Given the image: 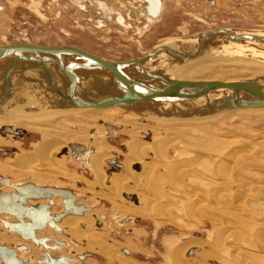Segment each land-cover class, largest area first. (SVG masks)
I'll return each instance as SVG.
<instances>
[{
    "label": "rangeland",
    "instance_id": "1",
    "mask_svg": "<svg viewBox=\"0 0 264 264\" xmlns=\"http://www.w3.org/2000/svg\"><path fill=\"white\" fill-rule=\"evenodd\" d=\"M213 1L214 4H209L205 0H164V10L145 30L119 26H110L111 29L95 27L93 22L89 24L84 19L89 15L80 11L74 14L70 13L72 11H67L57 16L54 9L48 11L50 16L47 23L40 25L37 18L23 10L19 0H9L7 13L13 11L14 14L11 16L9 13L0 14V23L4 25L0 26V44L14 42L44 46L70 44L103 58L126 60L143 54L154 45L160 44L162 40V43H172L174 37L215 27L235 26L264 31V0ZM68 3L62 0L60 8L66 9ZM13 4L16 10L12 9ZM78 26L84 28L87 34L79 33L78 36V33H75L80 31ZM59 27L72 36H67ZM88 32L93 36L92 41L85 43L84 39L89 37ZM48 34H60L61 38L45 40ZM263 73L264 63L257 61L201 58L179 68L176 77L182 80L227 82L244 77L249 79ZM19 75L21 74L14 77V82L20 81ZM13 94L16 96L15 93ZM22 98H24L23 94L17 95V101ZM16 104L14 100H10L4 110L23 108V103ZM100 116L112 122L118 119L117 124L122 122L129 124L125 125V128L136 126L132 128L135 133L132 131L125 134L122 126L121 131L110 138L103 135L106 137V142L119 153L125 152L119 147V142L127 139L130 147H133L135 145L131 142L142 143V140L137 139L139 136L137 131L142 132L145 128L151 131L150 140L143 142L149 144V148L140 152L143 158L141 167L131 166L139 162L134 160L136 154L130 153L128 147V155L123 156L124 159L126 158L124 167L127 171H120L125 174L123 176L111 178L109 191L105 189L107 183L102 184L103 158L108 155L102 154L107 151L104 142L95 139L94 146L98 151L102 150V153L97 155V152V156L89 161L97 182L102 184H94L93 191L90 186L86 190V185L85 187L81 185V183L86 184L87 181L84 179H91V175L86 174L75 160L65 157L62 152L69 143L80 144L88 141L86 130L93 124L87 122L95 123ZM68 122L77 125L71 126ZM2 124L12 125L14 129H24L25 133L19 137L0 133V150L8 149L10 153L17 149L7 158L6 155H0V176L11 178L12 184L32 181L40 185L58 184L71 188L83 197L81 201L85 200L83 202L93 208L90 210L91 213L100 216L103 220L104 224L101 227L93 225L99 238L106 244H114V246L123 243L127 247L133 246L134 249L129 247L133 261L141 264H264V109L230 111L209 119L159 122L116 108H84L42 115H0V125ZM56 132L59 137L55 139L58 146L64 144L63 147L59 146L52 152L49 168L32 166L30 164L32 160L25 153H30L34 144L43 136ZM157 139L165 140L166 145L171 144L165 150L164 158L168 162L171 160L172 163H176L169 185L164 183L165 185L159 190L161 186L158 181L165 176L164 166L162 168L161 160L150 148V143H154ZM239 139L247 140L251 145H239ZM240 148L243 149L242 152L239 151ZM12 156H23L20 163L13 164L18 168L5 163ZM150 163L156 164L153 171L147 170V165ZM68 169L71 174L76 173L82 177L72 175V178L81 182L80 186L79 181L66 179L65 171ZM154 179L157 183L153 190L152 185L149 187L148 184ZM146 180L145 190L140 185ZM176 185L185 187V192L178 193L175 190ZM93 192L102 193L103 196L94 195ZM125 192L134 194L142 200V203L139 200L135 203L124 198L122 194ZM112 199H114L113 203H119L123 209L129 207L133 211L132 206H138L139 209L125 213L124 216L116 212L118 218L137 217L138 222L130 221L128 224L120 225L115 217L116 213H113L114 208L110 203ZM127 203H130L132 208ZM157 207L158 210L155 209ZM57 210H59L58 205L54 211ZM157 211L162 212L163 219L156 214ZM86 214L91 216L89 213ZM74 217H76L74 220L66 217L62 220V224L67 220V222L73 220L75 226L83 228L78 226L81 217ZM62 224L60 223L59 227L66 233L62 236L47 230L65 240L69 246L72 245V236L84 239L85 231L79 230L83 234V237H79L77 231ZM125 228L132 229V232L126 233ZM110 231L119 235L117 240H106L110 238ZM4 236L0 233L1 238H5ZM183 239L187 241H182ZM172 241H177L176 246L194 241L201 245L197 243V249L195 248L192 255L186 256V251L179 258L177 251L172 256L169 253L166 242ZM93 244L96 242H92ZM83 246L84 244L72 245V248L84 250ZM104 248L109 255L117 253L110 251V247L104 246ZM135 251H138V254L134 253ZM65 252H67L66 248L63 253ZM96 254V259L103 258L102 254ZM32 255L38 256L36 252ZM129 259L132 258L129 256Z\"/></svg>",
    "mask_w": 264,
    "mask_h": 264
},
{
    "label": "water",
    "instance_id": "2",
    "mask_svg": "<svg viewBox=\"0 0 264 264\" xmlns=\"http://www.w3.org/2000/svg\"><path fill=\"white\" fill-rule=\"evenodd\" d=\"M150 8L149 14L154 17L158 0ZM256 31L263 32L235 26L201 30L174 37L178 48L160 43L126 60H110L70 44H0V103L8 100L13 93L15 75L27 72L29 78L37 77L35 74L38 73V81L45 80L46 83L54 84L49 89L57 95V100L51 108L112 106L130 108L140 115L201 117L225 109L263 106L264 73L249 79L227 82L182 80L167 73L172 65L205 53H233V47L220 49L222 43H264V32L256 34ZM246 56L264 62L263 51L258 54L247 53ZM160 64L163 66L158 67ZM54 73L57 79H53ZM210 94H214L215 98H209ZM83 148L80 144L69 143V156L83 163L77 155ZM91 152L92 149L87 148L82 158L86 160ZM0 182L10 188L8 191L0 190V215L5 217H0L1 227L20 241L43 248L39 259L34 260L35 264H68L71 261L69 257L50 256L48 253L66 244L64 240L52 236H36L35 232L47 227L58 234H64L57 222L68 214L81 216L90 208L76 202L79 196L66 187L40 185L32 181L9 184L7 177H0ZM54 199H58L59 210L50 212ZM47 242L53 244L48 245ZM26 248L24 243L8 245L0 242V264H29L30 259L17 257V252H24ZM190 254L191 249L187 250L186 255Z\"/></svg>",
    "mask_w": 264,
    "mask_h": 264
},
{
    "label": "flooded vegetation",
    "instance_id": "3",
    "mask_svg": "<svg viewBox=\"0 0 264 264\" xmlns=\"http://www.w3.org/2000/svg\"><path fill=\"white\" fill-rule=\"evenodd\" d=\"M61 1L62 0H49V1H47V0H19V3L20 2L22 3L20 6L23 8V10H25L29 15L38 19V22L40 25H43V23H47V21L49 20V16H50V13L48 11L50 9H54V12H56L57 16L61 15L63 12H67V11H72V12H70L71 14H74L75 12L80 11L81 13H83L85 15H89V16L84 17V19L89 24L91 22H93L92 24L95 27L96 26H98V27L102 26V28L105 27L108 29L110 28V26H115V27L119 26V27H124L126 29L131 28V27H135L134 29H145V30H147L149 23L155 21V19H157L158 16L160 15V13L164 10V0H158V9H157L156 15L154 17H151L149 12H151L150 5L151 4L153 5L155 0H151L150 2H147V0H65L67 3L70 2V3H68V7H66V9L60 8ZM205 1L208 2L209 4H214L213 0H205ZM8 7H9V0H0V14L7 13ZM12 9L16 10L17 8L14 5V7H12ZM8 13L10 16L12 14H14L13 11H11V13L9 11ZM0 26H4V25L2 23H0ZM78 28L80 31L79 32L75 31L76 34L78 33V36H80L79 33H81V35L87 34L84 31V28H82L81 26H78ZM59 29H62V28L59 27ZM62 30L67 34V36H70V37L72 36V34L68 33V31H66L65 29H62ZM89 34H88V36L90 38L88 37V39H84L85 43L88 41L89 42L92 41L93 36L91 35V33H89ZM59 38H61L60 34H55V35H52V34L49 35L48 34V35H46L45 40H49V39H57L58 40ZM170 38H173V37H170ZM61 40H63V38ZM156 45H154V46H156ZM104 116H100V118H98L95 123L87 122V123L93 124V125H90L91 127H88V129L86 130V134H87L86 140H88V141H86L84 143H80V145L85 146V147L77 155L84 162V159L82 158L83 152L87 148H90L93 150V153H92L91 157L89 158V160L86 161L85 165H84L79 160L72 158L81 166V168L84 170V172L86 174L91 175V179H87L84 177L85 179L84 178L83 179L85 181H87V183L86 184L81 183L79 180H77V179L75 180L74 178H72V175H75L76 177L82 178L81 176L77 175L76 173L71 174V172H69L70 169L65 171V176H66V179L68 181H71V180L79 181V183H78L79 186H80V183L83 187H85V185H86V187H85L86 190L88 189L87 187L90 186L91 190L93 191V185L94 184L102 185L103 183L105 184V182H106L107 185L105 186V189H106V191H109L111 178H113L115 176H123L125 174L121 173L120 171H124V170L127 171L124 167V160H126V158L124 159L123 156L128 155L129 151L127 148V144L129 141L127 142V139H126L124 142H119V147L122 150H125L124 153H119V151H116L115 148H113L112 146H110L106 142L105 138L106 137L107 138L112 137L113 134H116V132L121 131L122 126L124 127L125 125H129V124H126L125 122L117 124L118 119H115L116 121L112 122V121H109L110 119L104 118ZM143 121H145V120H143ZM68 124L71 126H75V127L77 125V124L71 123V122H68ZM114 124H116V126ZM2 127H5V129H3ZM129 127L130 128L124 127V129H125L124 133L125 134L128 132L131 133L133 131L132 130L133 127L132 126H129ZM135 127L136 126H134V128ZM0 130H3L2 134H6L8 132H9L8 134L12 133L10 135H13V137H19L25 133L24 129H18V128L14 129V127H12V125L10 126L7 124L0 125ZM15 131L16 132L19 131V133H16ZM149 132H151V131L149 129H146V128L142 132L137 131L136 133H138V135H139L137 137V139L142 140V142H148L150 140V135H151ZM132 133H135V132L133 131ZM104 134L106 135V137H103ZM96 138H98L99 141L104 142L103 145L107 148V151L105 153H102V150L98 151L97 148L94 146ZM151 138H152V136H151ZM78 143L79 142H76V144H78ZM90 146H92V147H90ZM13 149H11V150H13ZM8 151H10V150H8V149L0 150V155H4V156L6 155L5 158H7V157H9V155H11L15 151H17V149L15 151L10 152V153ZM62 152H63L65 157H70L69 156V153H70L69 145L64 147L62 149ZM96 153H97V155H99L101 153L102 154H108L107 157H105V159L103 158V166L104 167L102 170L104 173V179L102 180V184H99L97 182V178L95 177V174H93L92 169L89 166L90 159L92 158V156L96 157L97 156ZM144 163L147 164L148 162H144ZM138 165L140 166V164H133L131 166L132 167L135 166V168H136ZM48 177H51V176L48 175ZM11 183H12V181H11ZM64 184L70 185L69 183H64ZM53 185H58V184H53ZM58 186H62V185H58ZM127 186H129V182H127ZM62 187H66V186H62ZM66 188H69V187H66ZM2 189H4V188H2ZM69 189H71V188H69ZM74 193L77 196H79V198L76 200V202L83 203L85 206L90 208L88 211L83 213L85 215L83 217H81V219H79L81 222L78 223V226L83 227V228L78 227V229L80 231H83V232L85 231L84 232V234H85L84 239H79L77 237L72 236V241H71L73 246H78L79 244H84V246H83L84 250H75L74 248H72V245L67 246V245L61 244L58 249L49 250L48 253L52 252L49 255L50 256H56V255L67 256L71 259V261L68 264H122V263H124L123 261H125V260L126 261L124 264H138L139 262L133 261L134 258L132 257V252L130 249V248H133V246L128 245L130 247L129 248L126 245H124V243L122 245L114 246V244H106L105 242H103L101 240V238H99V235H98V233H96L97 231L94 230L93 225L96 227H101L104 224L103 220L100 218V216H96L93 212L91 213L90 210H93V208L91 206H88L86 203H84L85 200H82V201L80 200L83 197H80V195L78 193H76L75 191H74ZM93 193H94V195H102L103 196V194L99 193V192H93ZM122 196L124 198L126 197V198L134 201L135 203H138V200L142 203V200L138 199L134 194H129L128 192H125L122 194ZM113 202H114V199H112V201L110 202L114 208L113 213L114 214L116 212L120 213L119 215H121V216H124L125 213L133 212L135 209H139V207L135 206V205H133V206L131 205L132 207H134L133 211L129 207H125V209H123V207H121V205L119 203H113ZM56 203H57V201H56ZM127 205L130 206V203H127ZM55 208H56V206L52 208L53 212H54ZM120 209L124 210V211H121ZM86 213H89L91 216H88ZM117 213L115 214V217L118 216ZM138 220L139 219L137 217H133V218H131L129 216L128 217L127 216L121 217V218L117 217V221L120 225L128 224V223H130V221L138 222ZM126 227L128 228L129 226L127 225ZM46 228L47 227H45L44 229H46ZM127 228H125V229L127 230ZM48 229H50V228H48ZM109 229H110V227H109ZM130 232H132V229L129 228L126 231V233H130ZM56 234H58V233H56ZM39 235L52 236V237L56 238L57 240L63 241V239H61L58 236H55L54 233H52L49 230H47L44 233L41 232V233H39ZM58 235H60V234H58ZM109 237L110 238L106 239V240H108V241H111L114 239L117 240L119 235L114 233L113 231H110ZM10 242L17 243V242H19V240L17 238H13V239H10ZM92 242H96V244L92 245ZM47 244L52 245L53 243L47 242ZM27 246L31 249V251L27 256H25V258L27 259L30 256H33L32 252H36V254H38V256L36 257V255H34L33 257H35L36 259L37 258L39 259L40 252L43 250V248L38 247L39 251L36 249L34 251V250H32L33 247L31 245L27 244ZM104 246L110 247L109 248L110 251H112V252L117 251V253H115V255H109L107 253L106 249L104 248ZM65 248H66L67 252L63 253ZM85 248H87V249H85ZM60 249L62 250V252ZM95 252L102 254L103 258L99 257L96 259L97 254ZM134 253L138 254V251H135ZM122 255L125 256L126 258H124ZM104 256L107 258V260ZM129 256L132 259H129ZM130 260H132L133 262ZM139 264H141V263H139Z\"/></svg>",
    "mask_w": 264,
    "mask_h": 264
},
{
    "label": "bare ground",
    "instance_id": "4",
    "mask_svg": "<svg viewBox=\"0 0 264 264\" xmlns=\"http://www.w3.org/2000/svg\"><path fill=\"white\" fill-rule=\"evenodd\" d=\"M263 32L256 31L255 33L256 34H262ZM162 44H168V45H170V46H172L174 48H178L177 44L174 41L172 43L166 42V43H162ZM221 46H220V49L227 48V47L228 48H232L233 47L234 51H233V53H225V52L224 53H220V52H217V51H215L213 53L211 52V53H208V54L205 53V54H203L201 56L194 57V58H192V59H190V60H188L186 62H182L180 64L172 65L167 70V73L171 77H174V78L177 79L176 72H177V70L179 68H182V66L190 63L191 61H194V60H197V59H201V58H222V59H229V60L230 59L231 60L232 59H239V60H247V61L250 60V61H253V62L257 61L258 63L259 62L260 63H264L263 61L258 60L256 58H253V57H250V56H246L247 53L248 54L249 53L258 54V53H261L262 51L264 52V43H255V42H251L250 43V42H247L245 44V43L226 42V43H222ZM225 46H227V47H225ZM153 62H156V61H153ZM162 66H163L162 64L158 65V67H162ZM49 67H51V66H49ZM37 74H35L37 77L29 78L30 74H27V72H24V73H21V75H19V80L20 81H16V82L13 81L14 89H13L12 92L15 93L16 96H14V94L12 93L11 95H13V96L10 95L9 96L10 98L8 100H6L4 103H0V115H7L8 114V115H21V116L22 115H26V116H28V115H42V114H46V113H50V112L67 111V110H72V109L74 110V109H84V108H116V109H121V110L130 112V113H134V114H136L139 117H144V118H147V119H150V120L162 122V121H186V120L209 119L211 117L213 118L214 116H219L220 114L222 115L223 113H227V112H230V111L248 110V109H252V110L264 109V105H263V106H253V107H244V108L225 109V110H221V111H218V112L210 113L208 115L201 116V117H182L181 115H171V114H168L170 116L167 117V115H165V116H156L154 114H141L140 115V114H138V113H136L134 111H131L130 108H121V107H112V106H77V107L75 106V107L51 108L52 105H54V103L57 100V95L53 91H51L49 89L50 86L54 87V84L53 83L49 84V82L46 83L45 80L38 81V75ZM17 75H15V76H17ZM25 75L28 76V78H26V79L23 78V76H25ZM245 78L246 77H244V79ZM29 79H31V80H29ZM53 79H57L56 73L53 74ZM234 80H242V79L239 78V79H233V80H230V81H234ZM3 89H4V86L1 87V90H3ZM20 94H23L24 98H22L21 100L18 99V101H17V95H20ZM208 97L211 98V99H214L215 95L214 94H210V95H208ZM10 100H14L17 103L16 105H19L20 103L21 104L23 103V108H19L18 107L15 110L8 108L9 110H4V108H6V106L8 105V101L10 102ZM25 105H28V106L25 107ZM9 106H11V105H9ZM7 111H8V113H6ZM141 121H143V120H141ZM16 133H19V131H17ZM10 134H12V133H10ZM46 136L45 137L43 136L40 139L39 142L34 144V147L31 148V152L30 153H25L26 155H29L28 158H30L32 160L31 163H30L32 166L39 165V168H44L46 166L48 167L49 166V161H50V156H51L52 152L57 150L59 148V146L63 147L64 143L60 144L58 146V143L56 142V140L59 139L57 132L56 133H51V135H46ZM137 142H131L135 146L130 147V145L128 144L127 148L129 147L130 153L136 154L135 157H134V160L136 162H139V164H140L142 159H143L141 157V153L140 152H143L142 150L145 149V148H149L148 147L149 144L143 143V142L142 143L141 142L137 143ZM238 142L240 143L239 145H247V146L251 145L247 140H240L239 139ZM166 143L167 142L165 140H163V139H157V140H155L154 143L153 142L150 143V148H151L152 152L154 153V155H156L159 158V160H161L160 165H162V168L164 166L163 173H165V176H162V179H160L158 181L159 185L161 186L160 188H158V190L162 189L163 185H165V184L169 185V183H170L169 179L173 175V173L175 172V167H176V163H172L171 160L168 162L164 158V155L166 153L165 150L167 149L168 146H171V144L166 145ZM243 147H246V146H243ZM239 151L242 152L243 149L240 148ZM92 153H93V150H92L91 154L89 155L88 159L84 160V162H83L84 165H85V162L89 160V158L91 157ZM21 157H23V156H20V157L12 156L9 160H7V162L5 161V163L14 166L13 164L15 162L20 163L22 161L23 158H21ZM19 165L21 166V164H19ZM155 165L156 164H154V163H150L149 165H147V170L148 171H153L154 168H155ZM14 167L18 168L17 166H14ZM0 177H3V176H0ZM8 183L12 184L10 178H8ZM156 183H157V180L154 179V180H152L150 182V184H148V186L151 187V185H152L153 190H154ZM140 186L144 187V189L146 190L147 180L144 181V184H142ZM1 187H3L4 189H9L10 190L9 187L3 186L2 183L0 182V190L5 191ZM184 188L185 187H183V186H177V185L175 186V190L178 193L185 192L186 189H184ZM56 201L58 202V199H54V205L51 206L50 212H53L52 208L57 206L58 203H56ZM34 202H36V201H30V203H34ZM155 209L158 210L159 208L157 207ZM156 214L163 219V215H162L161 211L160 212L157 211ZM84 215L85 214H83L82 216H78V217H83ZM74 216H77V215H71V214L65 215L60 220V222H57V225L59 226L60 223L62 224V220L65 219L66 217H70L71 219L74 220L76 218ZM0 217L5 218L3 215H0ZM73 220L69 221V222H67L68 221L67 220L66 222H64V224L69 226L71 229L77 231L79 233V237H83V234L79 231L78 227L75 226ZM64 224H62V225L64 226ZM47 229L48 228H46V229H44L42 231H37V232H35V235L39 236V233H41V232L43 233ZM0 233L4 234L5 235L4 237L6 239L7 238L8 239L17 238V236L12 235L8 230L2 228L1 225H0ZM62 233L66 234L63 231V229H62ZM60 235H63V234H60ZM17 239H19V238H17ZM182 241H187V240L183 239ZM4 243H6L8 245L9 244L24 243L25 246L27 247L26 250L24 252H17V257H19L22 260H26L25 256H27L30 253L29 247L27 246V244H30L32 247L38 249V247L33 246L29 242L21 241V242L13 243V242H10L8 240V242H4ZM65 243L66 244H64V245L68 246V243L66 241H65ZM166 243H167V248L169 250L170 255L172 256L177 251V254L179 255V258H181L183 256V253H185L190 248H193V249H191V254H190V255H192L193 252L197 249V243H199V242L194 241V242H189V243H186V244L182 243V244H179L177 246H176L177 241H172L170 243L166 242ZM49 254H51V252ZM226 254H227V252H226ZM186 256H188V255H186ZM27 259L31 260L29 264H35L34 263V260L36 259L35 257L30 256ZM242 264H244V263H242Z\"/></svg>",
    "mask_w": 264,
    "mask_h": 264
},
{
    "label": "crops",
    "instance_id": "5",
    "mask_svg": "<svg viewBox=\"0 0 264 264\" xmlns=\"http://www.w3.org/2000/svg\"><path fill=\"white\" fill-rule=\"evenodd\" d=\"M43 233H44V232H43ZM70 235H71V234H70ZM39 236H41V235H39ZM77 238H78V237H77ZM79 239H80V238H79ZM0 240H1L0 242H8V240L5 239V238H0ZM18 240H19V239H18ZM19 242H21V241L19 240ZM29 245H30V244H29ZM32 249H34V250H35V249L38 250L37 248H34V247H33ZM38 251H39V250H38ZM32 253H34V252H32ZM36 256H37V255H36Z\"/></svg>",
    "mask_w": 264,
    "mask_h": 264
}]
</instances>
